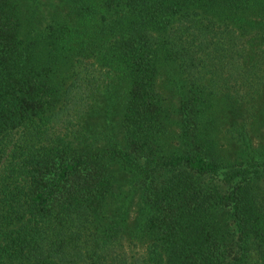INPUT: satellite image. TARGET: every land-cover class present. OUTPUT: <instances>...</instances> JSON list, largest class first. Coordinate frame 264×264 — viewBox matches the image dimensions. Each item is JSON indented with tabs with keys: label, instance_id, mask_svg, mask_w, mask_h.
<instances>
[{
	"label": "trees",
	"instance_id": "obj_1",
	"mask_svg": "<svg viewBox=\"0 0 264 264\" xmlns=\"http://www.w3.org/2000/svg\"><path fill=\"white\" fill-rule=\"evenodd\" d=\"M0 264H264V0H0Z\"/></svg>",
	"mask_w": 264,
	"mask_h": 264
},
{
	"label": "rangeland",
	"instance_id": "obj_2",
	"mask_svg": "<svg viewBox=\"0 0 264 264\" xmlns=\"http://www.w3.org/2000/svg\"><path fill=\"white\" fill-rule=\"evenodd\" d=\"M50 1V0H49ZM105 106V104L103 103V101H100L99 102V107L100 108H103ZM111 122L110 123H113L115 126H118L120 127L119 125V118H120V109L118 107H113L112 108V117H111ZM118 129V128H117ZM134 219H131L129 221V224L131 225L133 223ZM142 251L141 248L137 249L136 250V254L140 253Z\"/></svg>",
	"mask_w": 264,
	"mask_h": 264
}]
</instances>
